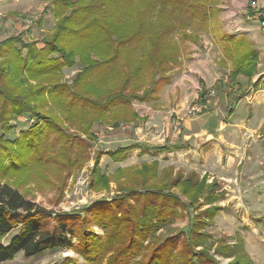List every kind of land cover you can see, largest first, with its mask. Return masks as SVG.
Masks as SVG:
<instances>
[{
    "label": "trees",
    "instance_id": "obj_1",
    "mask_svg": "<svg viewBox=\"0 0 264 264\" xmlns=\"http://www.w3.org/2000/svg\"><path fill=\"white\" fill-rule=\"evenodd\" d=\"M253 1L258 8L264 3ZM212 5L217 4L54 0L56 24L42 38V47L22 34L0 42V264L20 253L38 257L65 245L78 258L64 264H222L220 257L233 258L228 264L236 261L229 244L214 241L209 231L223 210L217 179L209 182L207 174L195 172L186 177L173 166L162 168L157 160L120 167L112 174L102 170L103 156L123 162L137 144L94 152L89 189L113 192L108 201L55 213L29 198L30 190L63 196L68 178L91 158L98 141L96 125L116 129L142 121L134 102L157 98L172 69L181 65V42L174 34L197 43L199 31L215 30L219 10ZM249 13L264 22V7ZM219 31L216 37L226 60L222 63L230 62L232 83L251 81L258 74L255 44ZM77 65L81 69L71 82L65 81L64 69ZM27 114L38 125L9 141L12 121ZM184 148L175 143L149 149L168 153ZM179 219H187V226L177 227Z\"/></svg>",
    "mask_w": 264,
    "mask_h": 264
},
{
    "label": "rangeland",
    "instance_id": "obj_2",
    "mask_svg": "<svg viewBox=\"0 0 264 264\" xmlns=\"http://www.w3.org/2000/svg\"><path fill=\"white\" fill-rule=\"evenodd\" d=\"M253 2L213 0L217 5L211 9L219 10L218 26L212 32L199 31L197 43L182 41L178 33L174 34L175 40L181 42V65L172 69L157 98L147 103L134 102L133 107L142 121L116 129L96 125L94 133L98 141L93 144L91 158L82 170L68 178L63 196L58 199L56 192L29 189V198L55 213H71L108 201L113 192L108 195L89 189L94 152L137 144L141 148L129 151L123 162L115 163L103 156L102 170L112 174L120 167L159 160L161 167L175 169L177 162L181 166L178 174L186 177L195 172L196 176L207 174L209 182L217 179L225 191L218 204L226 207L229 203V210L220 212L209 228L213 240L221 239L229 244V251L236 258L233 264H264V185L261 184L264 179L255 180L260 187L254 186L250 194L247 191L241 195L236 190L245 181L241 179L244 173L264 174V26L257 18L259 15L249 13L251 10L257 13L264 3L259 2L258 8ZM53 10L54 0H0V42L22 34L24 40L36 41L42 47V38L56 24ZM218 28L219 33L241 36L255 44L259 54L258 74L251 81L240 78L238 84L232 83L230 62L222 63L226 60L216 37ZM80 69L78 65L64 69V80L71 82ZM203 95L205 104L201 101ZM24 118L12 121L15 128L7 135L9 141H16L22 132L38 125L33 115L27 114ZM64 128L70 134L78 133L68 124ZM175 143L185 144L182 152L176 151L175 155L149 149ZM230 187L234 190L227 195L226 189ZM239 198L240 203L234 206ZM187 224V219H179L176 226L183 228ZM94 229L103 235V230ZM72 244L76 245L77 241L74 239ZM68 258L78 256L65 245L38 257L25 258L20 253L3 264H64ZM218 259L222 264L233 260Z\"/></svg>",
    "mask_w": 264,
    "mask_h": 264
},
{
    "label": "crops",
    "instance_id": "obj_3",
    "mask_svg": "<svg viewBox=\"0 0 264 264\" xmlns=\"http://www.w3.org/2000/svg\"><path fill=\"white\" fill-rule=\"evenodd\" d=\"M174 91H176V90H174ZM174 91H172V93L174 92ZM166 95V94H165ZM165 95L163 96V97H165ZM160 96H161V94H160ZM141 147L139 146L138 148H135V149H133V150H136V149H140ZM189 149H191V147H189ZM150 152H152V151H150ZM178 152V151H177ZM180 152H182V150H180ZM159 153H166V152H159ZM189 153H192V150H189ZM127 154H128V152H127ZM166 154H171V155H175L176 154V152H168V153H166ZM159 161V160H158ZM160 162V161H159ZM175 165H176V169L177 170H179V169H181V166H177V162L175 163ZM124 168V167H123ZM163 168V167H162ZM192 170H194V169H192ZM191 171V170H190ZM114 173V172H113ZM199 175V174H198ZM237 175H238V177H239V174L237 173ZM200 177H202V176H200ZM242 180H245V181H242V182H240L239 183V187L236 189L237 191H238V193H240L241 195H242V193H247V191H248V194H250V192H249V190H253V187L254 186H258V187H260V185L258 184H256L255 183V180H261V179H264V174H262V173H259V174H257V173H255V174H253V173H244V176L241 178ZM263 183V185H264V181H262L261 180V184ZM234 189L233 188H229V190L228 189H226V191H227V195H228V193L229 192H232ZM235 192V191H234ZM224 193H225V191L224 190H222V194H221V199L223 198V196H224ZM220 199V200H221ZM242 199L244 200V198L242 197ZM242 200V201H243ZM240 201H241V198H239L238 199V201L237 202H235L236 204H233L234 206H236L238 203H240ZM242 203H244V202H242ZM228 205H229V203L227 204V206L225 207H222L223 208V210L221 211V212H225V211H227V210H229L227 207H228ZM245 205V204H244ZM238 207H239V205H238Z\"/></svg>",
    "mask_w": 264,
    "mask_h": 264
},
{
    "label": "built area",
    "instance_id": "obj_4",
    "mask_svg": "<svg viewBox=\"0 0 264 264\" xmlns=\"http://www.w3.org/2000/svg\"><path fill=\"white\" fill-rule=\"evenodd\" d=\"M253 6H255V3L253 2L252 3ZM262 25L264 26V22H262ZM96 231V230H95ZM97 232V231H96ZM98 233V232H97Z\"/></svg>",
    "mask_w": 264,
    "mask_h": 264
}]
</instances>
